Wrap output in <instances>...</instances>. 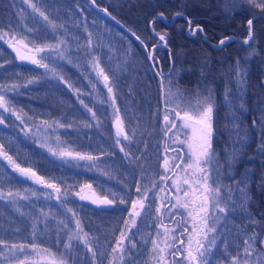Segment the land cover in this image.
<instances>
[{
	"label": "trees",
	"instance_id": "1",
	"mask_svg": "<svg viewBox=\"0 0 264 264\" xmlns=\"http://www.w3.org/2000/svg\"><path fill=\"white\" fill-rule=\"evenodd\" d=\"M17 1L0 0V17H3L2 19H4V15L12 16L14 10L18 9ZM33 2L37 3L38 7L46 12L50 20L57 24L65 22L66 25L71 23L69 27L72 24L76 26L73 21L69 22V19L76 20L78 17L87 27L84 30L76 29L74 33H78L83 39L88 41V33L99 38L103 47H101L99 55L93 53V48L91 49L89 55L91 61L92 56L95 55L94 63L98 61L99 68H103L111 78L114 76L119 92L117 98L122 100V103L125 99L131 102V104L126 105V103L124 106L128 111L136 113L135 115L141 114L138 120L142 126L154 121L151 118L152 115L158 116V120L160 113L164 111L166 86L170 85V80L172 81L170 87L173 85L175 89L187 90L186 92L190 94L196 89L211 88L215 101L212 147L220 158L219 164L223 161L219 147L224 149V145H226L225 135L220 126V119L226 118L225 111L227 110L223 105L222 98L226 94L227 87H230L232 82L237 79L236 67L237 62H239L246 83L242 90L240 89L243 92L244 111L240 112L237 121L243 124L242 127L248 134H251V138L246 140V146L238 148L244 166L238 167L236 171L245 170L247 173L249 172V185H251L247 196V208L253 217H256L257 224L264 225V151H261L260 147L264 144V126L261 125V121L264 120V18H250L254 12L259 10L250 9L249 6L242 4L241 0H95L96 6L103 10L107 9V12L115 18L110 19L98 12L90 0H43L42 4L39 0H33ZM158 14H163V19L170 22L165 23L163 19L157 17ZM154 16L156 17L151 22V28L155 32L164 33L167 41L166 45L163 44L155 48L160 70H164V73L161 74L156 71V59H152L155 68L153 71L144 53L145 49L150 48L157 40L148 26L149 21ZM100 19H103V22ZM249 19H253L255 37L254 41L250 42L251 47L241 41L248 36L247 21ZM92 21L97 22V27H93ZM80 23L82 25V22ZM4 24L8 26L6 21ZM30 25L34 28L33 32L36 35L34 39L38 42L54 40V33L50 29L46 30L47 25L38 15L37 19ZM192 27H196L197 30L188 34L186 30ZM198 29H203V31ZM133 33L140 38V41L132 37L131 34ZM226 37L238 39H225ZM220 40H225V44H219L217 47L211 45L219 43ZM107 43L109 44L108 48L106 47ZM253 49H255L256 54L250 56L249 54ZM94 63L92 61V64ZM0 64L4 65L0 68V84H9L7 80L11 73L18 72L22 76L35 75L36 83H26L27 87L22 85L15 91L7 93L12 104L20 108L18 111L21 116L28 115L26 105L22 100L27 98L26 103L30 109L32 125L40 126L38 119H41V122L48 121L49 124H53V121H59L64 127H58L55 124L52 127L56 126L57 136L62 139L65 145L73 147L72 150H69L90 151L99 158H106L101 154H109L112 158L109 157L108 160H117L116 164L119 171L113 175L114 177L104 175L103 173L109 171L104 170L105 168L100 173L95 172L79 160L64 159L46 152L44 147H41L40 134L37 130L30 133L29 151L27 153H24L23 143L20 141L22 136L19 140L16 138L18 136L13 138L19 144L16 143L14 149L11 150L12 136L8 130V116L7 113H3L6 122L4 128H0V142L5 143L9 155L13 156L22 167H31L37 172V175L43 176L46 181L60 183V180L63 179L65 185L72 186L69 188L71 193L68 197L69 202L63 205L67 215L71 214L67 212V208L74 209L71 202L72 191L78 184L89 183L93 187L101 188L103 192H109L111 185L121 183L126 185L125 193L128 198L136 193L135 188L139 185V179L146 178L143 173L140 175L141 170L136 162L142 156H145L146 162H149L152 160V155L148 151H141L140 147L143 145L141 144L136 146V149H129V156L126 160L119 149L113 151L112 145L114 141L116 142V137L111 133L109 126L99 119L98 124H92V118L80 103L83 100L84 104L90 107L93 100L91 97H86L88 102L84 100L82 92L89 90L90 82L82 63L77 65L80 69L75 71L76 67H72V63L58 61L56 67L58 71L61 70L60 72L67 81L65 84L55 76L54 79H51L45 77L44 73H35L36 67L17 61L8 51L6 42L0 41ZM170 71L173 73L172 76H169ZM20 82L18 84L21 85ZM69 84L72 85L71 88L68 87ZM76 89H79V92ZM157 99H162V101L158 102ZM0 111L3 112L2 109ZM253 121L256 122L255 126H253ZM86 125L92 126L87 127ZM50 130L54 129L48 128L49 132ZM154 131L156 135L160 132L161 137L160 129ZM66 134L70 137L68 138ZM73 138H77L78 141ZM139 139L142 142L146 141V147L150 149L146 135H140ZM151 145H153L152 142ZM154 151L156 152V150ZM121 156L123 159H120ZM0 166H2L1 163ZM223 170L228 169L221 168V180L226 183L228 178ZM149 171L156 173L158 169L153 167ZM152 172L148 176L150 178L156 177ZM230 172L235 171L230 169ZM108 179L115 181L110 185ZM14 181L18 184L20 180L16 177ZM1 185L2 182H0ZM65 185H61L62 191ZM170 201L173 203V195L170 197ZM42 207L46 210L50 208L48 203L39 198H31L27 203V210L21 216L17 210H12L6 201L0 200V238L9 242L14 240L23 243L34 241L38 245L56 246L57 242H55L54 237L47 235L46 230L37 235L35 240L30 238V230L32 229L30 224L32 221L30 220L33 216L37 217L36 212H41ZM53 211L52 224L57 217V211ZM175 212L176 210L173 209V213ZM180 212L182 215H177L175 220L170 215L168 218H163L160 223L163 224L164 228L170 226V230L176 229L177 221L181 219L187 221L188 219L183 209ZM25 215L27 218L24 219ZM226 216L228 219L227 227L230 229L227 232L229 238L230 240L233 239V244L236 242L237 245H240L239 238L236 239L231 231L240 225L245 226L244 228H250L249 223L231 211ZM108 224L110 225L108 228L105 227V230L99 228V225L98 228L95 227L97 229L95 230L96 234L109 231L111 236H114L113 231H111L113 225L110 222ZM185 226L191 228L190 223H186ZM251 227L254 232L261 231L258 226L254 228L251 225ZM17 229H19V233L15 234ZM83 229L84 232H88L87 228ZM170 234L175 235L176 232L172 231ZM104 236L102 234L100 237ZM260 240H264V233L258 237L256 247H264L259 243ZM179 247L180 245L177 244V248ZM58 249L61 250L60 246H56L53 251L56 252ZM231 249L232 255L235 254L236 246L231 247ZM176 259L181 260V257Z\"/></svg>",
	"mask_w": 264,
	"mask_h": 264
},
{
	"label": "snow or ice",
	"instance_id": "2",
	"mask_svg": "<svg viewBox=\"0 0 264 264\" xmlns=\"http://www.w3.org/2000/svg\"><path fill=\"white\" fill-rule=\"evenodd\" d=\"M14 2V0H13ZM22 7L20 12L22 14H27L29 16L35 17L36 15L44 21L45 25H47V29H50L53 33H58L60 29L64 28L63 24H57L56 22L50 20L49 16L45 11H42L40 7H38L37 3H34L33 0H20ZM42 4L43 0H39ZM92 3L95 4V0H92ZM241 3L249 6L252 10H259V12H254L253 19L256 18H264V0H241ZM31 10L30 12L28 10ZM104 12L107 13V9H104ZM110 15V14H109ZM161 18H163V14H161ZM113 19H115L113 17ZM253 19H249L247 21L248 26V36L243 41L244 44L249 45L251 47L250 42L254 41V33H253ZM11 23L9 22V26L7 31L3 29L2 23H0V41H4L8 44L9 47L13 49L16 53V56L21 61H30L34 65H38L44 68L47 72L53 74V76L57 77L59 80L63 81L67 84V81L60 75L57 67L50 66V63H45L44 59L46 56L41 55L47 53L51 55L55 53L57 59L63 60L66 59V54L62 51V45H64L65 41H59L54 45L45 44L43 46L36 45L35 47L29 49L28 43H25L23 39H18L16 32L11 27ZM197 29H193V33ZM199 31H203V29H198ZM28 33H32V29H27ZM11 36L9 38V34ZM135 36L136 34L133 33ZM159 41L164 42L166 45V36L165 34H158ZM38 38V37H37ZM138 40L140 39L138 36L136 37ZM29 43L35 44V40H30ZM141 43H143L141 41ZM225 40H220V45H224ZM17 45H21L22 47H17ZM159 44L153 45V49L158 47ZM23 49H28L31 53L30 55H26L23 53ZM92 49V34L88 33V45L85 51V54H90ZM255 49L249 54L250 56L255 55ZM151 55V54H150ZM39 57V58H37ZM69 62H71L69 60ZM4 65L0 64V68ZM94 68L99 67L98 61L93 64ZM172 72H169V76H172ZM98 77H103L104 86L107 88V93L112 96V104H115V96L113 94V87L109 86V76L105 74L103 68H99L97 72ZM236 85L238 89L243 88L246 83L244 79V74L242 69L239 67V62H237L236 67ZM36 83L35 79H29L27 84ZM172 81H169L171 85ZM22 85L18 83L9 84H0V109L3 110L0 113V125H4L6 122V117L3 113H11V115L15 116L16 120H22V116L20 112L14 107L12 101L8 99L7 93L15 91L17 88ZM69 88L72 85H68ZM95 88V85H93ZM79 92V89H76ZM184 91H177L175 93L171 92L169 89L168 93L165 95V115L164 119V136L166 138V143L168 140H171V143L178 144L181 146L182 150L186 146L187 153L186 155L176 154L173 155L170 159L169 157H165L164 161V171L165 175L160 178L161 183H166L169 177L167 176V172L169 170L173 171L175 174V179L172 180V185L175 188V192L177 195L175 196V202L171 203L169 197H162V201H168L171 203V208L167 207L166 203H162L161 207L156 208L157 216L156 220H163L162 209L168 211L173 220L176 219L177 215H182L180 210L183 209L187 214V221L181 219L176 223V229L169 230L166 227L164 228V246L161 247L160 242L157 239L153 238L151 241V254L152 259L157 261V264H169V261L166 257V253L172 257V264H210L209 256L212 254V244L211 237L215 236L217 233L216 225L219 224L221 217L227 219L226 214L228 212H235L239 210L245 219H248L251 225L255 227H260V232H253L250 236H247L243 241V248L239 249L236 255H231L228 252V245H225V251L228 253V264H262L264 262V247L259 250L256 248V244L258 241V237L261 233H264V225H258L257 221L252 218L251 213L247 208V192L245 181L247 177L243 180L237 181L235 184V190L237 193H240L239 205H237L236 200L232 198L229 194L227 200L224 201V206H221V201L224 199L222 195V189H224L225 193L231 192V187H226L222 183H217L216 180L212 179L211 173L214 169L217 170V174L219 175V156L215 152L212 147V138H213V113L215 108V101L213 97V90L211 88H204L203 90L196 89L193 90L192 94L186 96ZM231 95L230 90L226 92L225 98L228 104H231L232 101L228 100V96ZM80 103L84 106V108L91 113V117L93 120H97L96 113L92 111V109L88 108L86 104H84L83 100ZM241 108L243 105L240 106ZM118 112V109H116ZM26 115V114H25ZM233 120L236 119L235 115L231 117ZM179 120V123H177ZM97 123L99 121L97 120ZM42 124L46 126V128H52L53 124L58 127H64L59 121H53V124H49L48 121H42ZM116 144L120 145L121 140L120 136L123 135L125 140L130 139L129 136L125 133L124 128L122 126V121L117 115L116 121ZM256 122L253 121V126H255ZM261 125L264 126V120L261 121ZM87 127H91L92 125H86ZM71 127V125H68ZM236 132V141L233 144V154L229 156L226 154L225 163L228 169L234 167L235 160V145L239 144L240 147L246 146L247 140V132L244 133V136H240V128L238 125H233ZM176 130L173 132V130ZM40 129L38 128L37 131ZM169 133H173L175 137L172 139L169 137ZM183 135V139H180V136ZM56 142L58 144L64 143L60 141L59 137H56ZM11 142L9 141V144ZM41 147H47L48 151L60 158H71L74 160H87V161H96L99 157L88 155L85 153H81L79 151H69L67 149H61L57 151L56 149L48 146L47 144H42ZM261 151H264V145H261ZM168 151L175 152V149L168 148ZM120 151L125 154L127 157L129 153L125 152L124 147L120 148ZM0 158L6 160L8 164L12 167V170L16 173H19V176L26 180H33L35 183L44 185L45 187L52 189L55 193V199L61 201L62 205H66L68 201V197L71 195L69 188L72 186L65 185V181L63 179L60 180V183L56 182H48L45 180L43 176L37 175V172L34 171L31 167L24 168L21 167L20 164L16 162L13 156L9 155L8 150L6 149V145L3 142H0ZM180 161V163H175V161ZM89 169L95 168V163L87 165ZM180 169V172L176 170ZM181 173H183L181 175ZM107 175V173H103ZM232 178V177H229ZM61 185H65V187L61 188ZM245 185V187H241ZM186 186V187H185ZM89 189L92 188L91 184L86 186ZM83 187L81 188V192L83 191ZM152 188H156V184H152ZM165 188H160L159 191L161 193L165 192ZM137 193L141 192L139 186L136 188ZM151 191V189H145L143 197L138 196V199L132 200V210L129 212V216L131 217V223L128 220H124V225L127 227L128 231L125 232L123 229L120 230L119 238L115 240V245L111 246L110 252H105L103 247L108 245L107 239L105 240V245H101L98 238H94L92 241L88 239L89 233L84 232V229L81 226V221L79 219H75L76 212L71 208H67V212L71 213V219L67 222L64 220L57 221L58 231H55L53 235L56 238L57 245L62 246L63 251L53 252L51 249L43 248L40 245L33 242L31 245L20 243V244H9L5 239L0 238V264H13L14 261H18V264H35V262H31L28 257V252L31 250L32 253H36L37 255L41 253H47L49 257V264H78V259L76 256H73L74 252H77L81 246L86 248L87 253L91 254V264H102L100 260L101 257L109 256L108 264H116L117 258L120 262L125 261L126 256L131 254V249H135L137 247L134 242L133 236L134 234H129L132 232L133 228H137L136 218L141 217L142 219H148L151 217V204L154 202V197L149 198L147 193ZM81 192L75 193L76 196H79L80 200L90 199L87 196L81 194ZM182 193V195H181ZM113 196V199H109L108 196H104L102 199H94L92 200L93 204L97 205H106L112 206L117 203L126 204L127 201L123 197H118L116 193H110ZM19 195L18 192H13L9 190L4 192L3 188H0V200L7 201L9 203H15L16 197ZM36 192H32L31 196H36ZM23 199H30V196L24 195ZM46 199L52 198V193H48L45 197ZM137 207L139 210H137ZM172 209H175L176 212L173 213ZM211 209V210H210ZM20 211L19 208L16 209ZM21 215L23 213L21 212ZM42 218V219H41ZM50 223V213L44 212L41 210L39 215L36 218L35 223L32 224L33 232L32 239L35 240L37 235L41 234L44 229H47ZM74 223V227L70 228L69 225ZM186 223L191 224V230L187 226ZM40 224H43V229L39 227ZM222 226V225H221ZM161 227H164L161 223ZM175 231V235H171L170 233ZM19 233V229L16 230L15 234ZM160 230L157 229V235L159 236ZM63 237V239H62ZM127 241V246L125 244ZM147 242V241H145ZM259 243L264 245V240H260ZM177 244L180 245L177 248ZM23 259H20V257ZM177 257H181V260H177ZM82 259V258H81Z\"/></svg>",
	"mask_w": 264,
	"mask_h": 264
},
{
	"label": "rangeland",
	"instance_id": "3",
	"mask_svg": "<svg viewBox=\"0 0 264 264\" xmlns=\"http://www.w3.org/2000/svg\"><path fill=\"white\" fill-rule=\"evenodd\" d=\"M18 1H17L18 9L14 10L12 16H9V14L8 15H4V19H2L3 17H0V23H2L3 29L5 31H7V28L9 26V22H12L11 23V27L16 32L17 38L18 39H23L25 43H28L32 47H34L36 45L43 46L45 44L54 45V44L58 43L59 41H65L66 42L64 45H62V51L65 52L66 57H67L66 59H63V60L57 59L56 56H55V53H52L51 55H48L47 53H45V54H41V55L46 56V58L44 59V62L45 63H50V66H55V67L57 66L56 64L58 63V61L72 63L71 64L72 67H76L75 71H78L80 69V68L78 69L77 65H79L80 63L83 64V66L85 67L84 68L85 74H87V77L89 78V82H90L89 86H90V88H89V90L83 91L82 93H83V96L85 98L84 99L85 101H86V97H91V99H93L92 100V104L88 108L92 109V111L96 113L97 120L98 119L100 121L103 120V122L106 125H108V126L110 125L111 118L115 117V116L117 117V115H119V117H120V119L122 121V126L124 128V131L130 138L128 140H125L124 138H120V140H121V144L120 145H117L116 142L114 141L113 145H112V147H114L113 151H116L117 149L120 150L121 147H124L125 152L129 153V149H131V148H135L136 149L137 148L136 146L143 144L140 147L141 151L150 152V154L154 158V161H158V166L160 168H161V163L165 161V157L166 156L169 157V159H170L173 155L180 154V153H178L179 152L178 149L181 150V155H186V153H187L186 146L182 150L181 146H179L178 144L171 143V140L167 141L166 146H170V148L171 147L172 148L176 147L175 152L170 151V153H167V151H163L162 150L161 141H162V137H163L162 135H163V132H164V128L161 129V124L156 126V122L155 121H151L148 124H144L142 126V124L138 120V117L141 114L135 115L136 113H132L130 110L128 111V109L124 106V104L127 103L126 105H129V104H131V102L126 101V99H125V101L123 100V103H122L120 101V99L117 98V97H119L118 96L119 92H118V89H117L116 84H115L116 79L114 80V76H112V78H111V76L108 75V73L104 70L105 74H107L109 76V78H110L109 79V86L113 87V94L112 95H114L115 96V100L118 101V102L115 101L114 105L112 104V96H110L107 93V88L104 86V81H102V76L101 77L97 76V72L99 71V67L98 68H94L93 67L92 61L94 63L95 55L92 56V61H91V57L89 56L90 54H87V55L85 54V51H86V48H87V45H88V41L86 39H83L82 37H80L78 33L77 34L74 33V30H76V29H82V30L86 29L87 25L84 24L83 21H80V19L78 17L76 18V20H72L70 18L69 22L73 21L74 25H76V26H73V24H72L71 27H69L71 23L69 24L68 22H67L68 25H66L65 22L64 23H60V24L64 25V28L60 29L58 33H54V40L53 41H51V42L39 41L38 42L37 40L34 39V38H36V35L34 34V32L32 31V33H28V31H27V29L34 30V28L30 24H32L35 21V19H37V15L35 17H32V16H29L27 14H22L20 12V9L22 7L26 8V6L22 5L20 0H18ZM100 9L103 10L102 8H100ZM28 11L30 12L31 10L29 9ZM5 16H7V17H5ZM5 21L8 23V26H7V24H4ZM100 21L103 22V19H100ZM80 22H82V25H81ZM79 23H80V25H79ZM91 23L93 24V27H97V22H93L92 21ZM5 26H7V27H5ZM193 29H196V27L188 28L186 30V32L188 34H191ZM151 30H152V32L151 31L150 32L152 34L154 33L156 35V37H157V40H156L155 44H160L162 46L164 44V42H160L159 41V35L158 34H164V33L155 32L153 29H151ZM92 31H94V30H92ZM10 36H11V33L9 34V38H10ZM92 38H93L92 39V44H93L92 48H93V51H94L93 53H95L96 55H99L101 47H103L102 46L103 43H100L99 38L96 37L95 35L94 36L92 35ZM245 39L246 38H243L241 40L242 43H243V41ZM30 40H35V44L29 43ZM2 42H4V41H2ZM106 47L107 48L109 47L108 43L106 44ZM147 52H148L149 55L151 54L150 56H151L152 59H156L157 55H155V49L148 48ZM37 58H39V57H37ZM69 60L71 62H69ZM36 66H37V71L35 73H44V76L47 77V78H51V79L55 78L52 73L47 72L44 68H42V67H40L38 65H36ZM60 71L61 70L58 71L59 74L63 75ZM161 71L164 72V70H161ZM10 75L11 76L8 77L7 83H9L11 85L13 83H18L21 80L20 83H22L21 85H23L24 87H27L26 83H27V81L29 79H34V77H35V75L22 76L18 72L14 73V74L11 73ZM236 80H234L232 82V85L230 87H227V89H226V92H228L229 90L231 92V95L228 96V100H231L232 103L228 104L227 101H226L225 96H223V98H222L223 105L227 109L225 111V117L227 119L226 118L220 119L221 120L220 121L221 122V124H220L221 131H222V133L224 132V135H225V143H226V145H224V147H225L226 150H228V155L229 156H231L233 154V151H234L233 144L236 141V132H235V129H234L233 125H238L239 126V128L241 130L240 131V136L241 137H243L244 133L246 132L245 128L242 127L243 124L239 123L237 121L238 120V115L240 114V112L244 111V100H243V95H242L243 92L240 89L237 88ZM93 85H95V88L93 87ZM169 89H171V92H173V93L178 91V89H175V87L173 85L171 87H170V85H167L166 86V93H168ZM179 91H183V90H179ZM184 94L186 96L191 95L189 92H184ZM86 102H88V101H86ZM241 105H243L242 108L240 107ZM116 109H118V112L116 111ZM129 109H131V108H129ZM84 110L91 117V113L88 112L85 108H84ZM233 114L236 117L235 120H233L231 118L233 116ZM163 115H165V111H162L160 113V116H159V119H158V123H160V121L162 123L161 118H162ZM147 117H148V115H147ZM151 118L153 120H157L156 119L157 118L156 115H152ZM263 119H264V114H263ZM40 120L41 119H38V121L40 122L39 123L40 126L36 127V124L34 126L32 125V130H37L38 128L40 129L38 131L39 132L38 134H40L39 137H40L41 145L42 144H47L48 146H50V147H52V148H54V149H56L58 151L61 150V149H67V150H69V149L72 150L73 149V147L65 145L64 143L58 144L56 142V139H55V137L58 135L57 132L55 131L56 126L52 127V129H54V130H50V132H49L48 128H46V126L43 125ZM97 120H93L92 119V122H93L92 124H94V125L98 124ZM177 123H179L178 120H177ZM109 128H110V126H109ZM142 128L145 129V130H143ZM155 129H161V133H162L161 137H160V132L157 135L155 134V131H154ZM110 131L113 134L112 129ZM175 131L176 130L174 129L173 132H175ZM114 133H115V131H114ZM142 134L147 136V138H148L147 141L149 142L150 149H147L146 141L145 142L140 141L139 136L142 135ZM66 136L68 138L70 137L67 134H66ZM169 136L172 139L175 138L173 136V133H169ZM159 137H160V139H158ZM183 138H184L183 135H181L180 139H183ZM248 138H251V134L247 135V141H248ZM73 139L78 141L77 138L76 139L73 138ZM152 139H153V141H152ZM60 141H62V139H60ZM151 142H152L153 145H151ZM152 146L157 147L158 152H162V154H155V151H154V154H152L153 150H154V148ZM239 147H240L239 144L235 145L236 150ZM44 150L46 152H49L47 147H44ZM71 150H69V151H71ZM81 151L83 153H85V154L97 157V155L92 154L90 151H86V152H84L83 150H81ZM236 152H235V157L237 156ZM101 155H104L103 157H106V158H99L96 161H87V160H79V161H81L82 163H84L86 165L95 163L96 167L92 168L93 171L100 173V171L105 168L104 170H109L108 172H106L107 173L106 176L111 175V177H114L113 175L116 172L119 171L117 169V164H116L117 160H108L109 157H110V159L112 158L109 154H107V155L101 154ZM123 157H125L126 160H127V157L125 156V154L123 155ZM123 157L121 156L120 159H123ZM0 159H1L2 162H4V163H2L0 161V163L2 164V166H0V182H2V185L0 186V188H3L4 192L12 190L13 192H18L19 193V195L16 197L15 203H12V205H9V206L14 211L17 208H19L20 211H17V212H18L19 215H21V212L24 213V211L27 210V203H28V201L31 198L32 199L39 198L43 202L48 203V206L50 207L49 208L50 211L46 210L43 207L41 209L44 212L50 213L49 226H48L47 229H44V230H46L47 235H49V236L51 235V237H54L55 242H57L55 236L53 235V233L55 231L59 230L57 221L64 220L65 222H67L69 219H71V214L67 215L66 212H64L65 209L63 208V205L61 204V201H58V200L55 199V193H54V191L52 189H49V188H47L45 186H42V185L39 186V184H33L31 182H27L26 180L25 181L20 180V181H18V184H16V182L14 180H15L16 177L18 178L17 173L13 172V171H9L7 169V167L5 166V165H8V162L6 160H3L2 158H0ZM146 160H147V158L145 156L144 157L142 156L140 158V160L136 162V165L141 168V172H143L144 175L146 176V178H143L142 184H146V180L148 178H150V176H148L149 175L148 171L151 168L152 164L149 163L150 161L146 162ZM177 161H175V162L176 163H180V161H178V162ZM133 164H135V163H133ZM155 165L156 164H153V166H155ZM218 168H219V175L217 174V170L214 169L212 171V173H211L212 179L216 180L217 183H222L226 187H230V183L232 184V189H231L230 193H225L224 189H222V195H223L224 199L221 201V206L222 207L224 206V201L227 200L229 194L232 196V198L234 200H236L237 205H239V198H240L241 194L236 192L235 187H234L235 184H236L235 182L243 180L245 177L248 178L249 172L247 173L245 170H238L236 172H230V169L225 170L224 171L225 176L230 175V177H232L231 178L232 181H230V183L228 184L227 182L226 183L222 182V180H221L222 172H221V168H220L219 165H218ZM161 170L162 169H160L159 174L157 176V180L158 179L159 180L157 181V186H156L155 196H154L156 207H161V204L163 203L162 197H165L166 193H167L166 190L163 193H161L159 191V189L162 188L161 187L160 178L165 175V173H163ZM176 171L180 172V169H177ZM182 174L183 173H181V175ZM175 178L176 177L174 175L173 179H175ZM167 184L170 185V179L167 181ZM245 185H246V192H248L249 179H246ZM245 185H242L241 187H245ZM170 187H171L170 189H173V194L172 195H173V203H174L175 202V196L177 195V193L175 192V188L173 187V185L170 186ZM32 192H36L37 195L34 196V197L31 196ZM48 193H52V198L51 199H46L45 198ZM24 195L30 196V199H27V200L23 199L22 197ZM181 195H182V193H181ZM71 202H72V200H71ZM73 205L74 204L72 203V206ZM57 207H59L60 209L57 208ZM53 210L57 211V213H56L57 217L55 218V222L52 224L51 223V219H54V216H53L54 211ZM131 210H132V204H130V206L128 208L126 219H125V220H128L129 223H131V217L129 216V212H131ZM39 213L40 212H36V215L38 216ZM165 213H169V212H165ZM233 213H234V215H237V217L242 218L245 222H248L250 228H244L245 226L237 224V225H240V226L236 227L235 230L231 231V232L234 233V237L236 239L239 238L240 245H237L236 242H234V244H233L232 243L233 239L230 240L229 234L227 233V232H229L228 230H230L227 227L228 219H224L223 217H221V219L219 221V224L216 225L217 233H216L215 236L211 237V244H212L211 251H212V254L209 256L210 264H228V259H226L228 257V255H227L228 253H226V251H225V245L226 244L228 245V252H230L231 255L233 253V252H231L232 251L231 247H233V246L235 247L236 246V251H235V254H236L237 251H238L237 246H239V249H242L243 248L244 239L247 236H250L254 232L251 229L252 227H251L250 221L248 219H245L244 216L242 215V213L239 210H237V211H235ZM64 214H66V216H63ZM251 216H252L253 219L256 220V217L254 218L252 214H251ZM25 217H26V215L23 218L25 219ZM61 217H64V218H61ZM155 217L156 216L152 217V219H154V224L157 225ZM36 218L37 217H34V216L31 218V220H30V221H32V223H30L31 227H32V224L35 223ZM39 227L41 229H43V224H40ZM69 227L70 228L74 227V223L70 224ZM190 227H191V224H190ZM136 229L137 228H133L132 232L129 233V234L130 235L134 234L133 239H134V242L136 243V245H138V246L135 249H131V254L126 256V257L127 258H133V257L136 258V257H138L140 249L142 248L143 245H146V246H144V248H146L145 257L148 259V264H156L157 261L152 259V254H151V251H150L151 250V246H152L151 245V241H152L153 238H155V239L158 240V242H160L161 245H164V235H163L164 229L160 231L161 234L159 236L157 235V230H154V233L151 231L150 225H147V226H144L143 228H140L139 229L140 231L136 230ZM123 230L125 232L128 231V229H127V227L125 225L123 227ZM189 230H191V228ZM32 232H33V228L30 230V233H31L30 238H31V240H33L32 239ZM119 235H120V233H119ZM119 235L117 234L116 235L117 237H115V239H113V237H110V240L108 242H111L112 246H114L115 245V240L117 238H119ZM89 240L92 241L93 239H89ZM145 241H147V242H145ZM33 242L30 241V242L24 243V244L31 245ZM100 242L103 243L104 240L100 239ZM13 243L20 244V243H23V242H19V241H15V240L13 242H9V244H13ZM125 244L127 246V241H125ZM40 246L43 247V248L51 249L52 251L55 249L56 246L59 247L58 245H56V246L55 245H51V246L50 245H40ZM262 247L259 246V247H256V248L259 250ZM103 250L104 251L107 250V245L103 247ZM110 250H111V246H110ZM110 250H108V252H110ZM58 251H59V249H58ZM61 251H63V249H61ZM53 252H55V251H53ZM235 254H233V255H235ZM75 256H77V255H75ZM28 257H29V260L31 262H35V264H49V257L47 255V253H41V254L37 255L36 253H32L31 250H29ZM107 258H108V260L110 259L109 256H107ZM20 259H23V257L21 256ZM117 262H119L118 258H117ZM13 264H18V261H14ZM133 264H135V263H133ZM262 264H264V262H262Z\"/></svg>",
	"mask_w": 264,
	"mask_h": 264
},
{
	"label": "flooded vegetation",
	"instance_id": "4",
	"mask_svg": "<svg viewBox=\"0 0 264 264\" xmlns=\"http://www.w3.org/2000/svg\"><path fill=\"white\" fill-rule=\"evenodd\" d=\"M193 28V27H192ZM29 45V44H28ZM31 46V45H29ZM35 47V46H34ZM12 55V54H11ZM13 56V55H12ZM14 57V56H13ZM15 58V57H14ZM16 59V58H15ZM17 61L19 62H22L18 59H16ZM25 63V62H23ZM155 64L157 66L156 68V71L161 74V73H164L160 70V67H159V61L158 59L155 60ZM34 67L37 68L36 65H33ZM24 101V105H26V113L28 114L27 116H22V120L23 122H21L20 120H16L15 116L11 115V113H7V116H8V123H9V133L10 135L12 136V143H11V150L14 149L15 147V144L19 142H16L15 139L13 140V138H18V140L21 138L22 136V140H20L22 143H23V147H24V153H27L29 151V144H30V133L33 131L32 130V124H31V121H30V109L27 107V98H24L22 99ZM122 102V100H120ZM158 102H161L162 99H157ZM17 110L20 109L18 108V106H14ZM0 113H2L0 111ZM164 115L162 116L161 120H162V123L160 121V123H158V120H154L156 122V126L161 124V129L164 128V119H163ZM116 116L115 117H112L111 120H110V128L112 129L113 131V134L114 136L116 137V134L114 133L115 131V121H116ZM158 118V116H157ZM156 118V119H157ZM34 126V125H33ZM0 128H4V125H0ZM160 129V131H161ZM156 130V129H155ZM170 137V136H169ZM117 138V137H116ZM161 144H162V150L163 151H167V153H170V151H168L167 149L170 148V146H166V138L164 136V132H163V139L161 141ZM153 147V146H152ZM154 150H156L155 154H162V152H158V149L157 147H153ZM172 148V147H171ZM173 149H176V147H174ZM154 150H153V153L154 154ZM178 153H180L181 155V150L178 149ZM238 152V149L236 150ZM235 151V152H236ZM236 152V158L234 160V167L231 168V170H234L236 172V170L238 169V167H243V163L241 162V158L242 156H240L239 152L237 153ZM219 153L221 155V159L223 161L220 162L219 166L220 168L222 169H228L227 168V165L225 163V159H226V154H228V150L222 148V147H219ZM151 161L149 163L152 164L151 168H156L158 169V172H152V171H148V174L150 175L151 172L153 175H156V177H152V178H148L146 180V184H142V180L141 178L139 179V187L141 189V192L138 194L137 191H136V188H135V194L133 196H131L130 198H128L126 195V185L125 184H116L114 183L113 181H115L114 179H108L107 181H109V184L111 185V183H114L113 185H111L112 187L109 188V192H103L101 188L99 187H93L90 189L92 190L96 195L98 196H108L109 199H113V196L110 194V191L111 193H116L118 197H123L126 199L127 203L126 204H119L118 200H117V203L112 205V206H106V205H93L91 203H89L87 200H80L79 196H76L75 193L77 192H81V188L83 186H86L88 185L89 183H82V184H78L74 187L73 191H72V203L74 204V209L73 211L76 212V217L75 219H79L81 221V226L82 228H87V231L89 233V237L88 239H94V238H98L99 241L100 239H103L104 242H100L102 245H105V240L108 239L107 241L110 240V237H113V239H115V237H117L116 235L120 233V230L123 229L124 227V220L126 219V215H127V211H128V208L131 204V201L132 200H136L138 199V196H140L141 198L143 197V194H144V191L145 189H151V191H149L147 193L148 197L151 199L155 196V190L156 188H152V184L155 183L156 186H157V176L159 174V171L160 169H162L161 171L163 173H165L164 171V162L161 163V168L158 166V161H154V158L153 156H151ZM1 161V159H0ZM2 162V161H1ZM178 162V161H177ZM4 163V162H2ZM176 163V162H175ZM126 164H129V163H126ZM153 164H156L155 166H153ZM7 167V169L9 171H13L12 170V167L8 164V165H5ZM4 166V167H5ZM5 167V168H6ZM22 167V166H21ZM25 168V167H24ZM150 168V169H151ZM244 169V168H243ZM141 170V168H140ZM224 171V170H223ZM14 172V171H13ZM143 172L140 171V175L142 174ZM18 174V173H17ZM144 175V173H143ZM175 174L173 173V171L169 170L167 172V176L169 177L170 179V185L166 183H161V187L165 188L166 189V196L169 197V200H170V197L172 196L173 194V189H170L172 186V179H173V176ZM228 178V181L227 183L229 184L230 181H232L230 177V175H227L226 176ZM18 179L19 180H23L25 181L26 179L22 178V177H19L18 176ZM168 179V180H169ZM249 179V178H247ZM167 180V181H168ZM27 182H31L33 184H37L35 183L34 181L32 180H26ZM149 182V183H148ZM225 183V182H224ZM236 183V182H235ZM160 185V184H159ZM251 185V184H250ZM249 185V187H250ZM40 186V184H39ZM44 186V185H42ZM230 187L232 189V184L230 183ZM87 187H83V191L86 189ZM83 191L81 192L82 195L83 194ZM107 191V190H106ZM249 189H248V192H247V196H248V193H249ZM7 192V191H6ZM248 198V197H247ZM4 201V200H3ZM7 202V201H6ZM163 203H166L167 204V207L170 208V203L168 201H163ZM7 205H10L9 202H7ZM60 207V206H59ZM58 207V208H59ZM156 203H155V198H154V202L151 204V217L148 218V219H142L141 217H137L136 218V224H137V229L136 230H139L140 228H143L144 225L143 224H146L145 226L147 225H150V228H151V231L154 233V230H157L159 229L160 231L164 229V227H161V223H160V220H156L157 222V225L154 224V219H152V217L154 216H157V213H156ZM60 209V208H59ZM137 210H139V208L137 207ZM165 212H168L164 209H162V214H163V218H168L170 217V213H165ZM172 212H173V209H172ZM185 215L186 212H185ZM87 218V219H86ZM108 221V222H107ZM111 223L113 226H112V230L113 231V234L114 236H111V233L109 231H106L104 233H97L95 232V227L98 228V225H99V228L101 229H104L105 227H109L110 224L108 223ZM155 222V223H156ZM106 223V225H105ZM87 225V226H86ZM91 225V226H90ZM105 225V226H104ZM85 226V227H84ZM110 229V228H109ZM167 229L170 230V226L167 227ZM105 230V229H104ZM140 231V230H139ZM99 232V231H98ZM151 232V233H152ZM107 233L105 236L104 234ZM103 234L104 237H100L101 235ZM114 241V240H113ZM28 243V242H27ZM110 246H112V243L111 242H108V245H107V250L105 252H108V250H110ZM138 246V245H137ZM144 246L146 245H143L142 248L140 249L139 251V255L138 257L136 258H125V261L123 262V264H148V259L145 257V250L146 248H144ZM164 245H161V247H163ZM60 248L62 249V246H60ZM61 251V250H60ZM77 255V259H78V264H91V254L90 253H87L86 251V248L81 246L79 248V250L77 252H74L73 253V256ZM168 261H169V264H172V257L170 255H168L167 253L165 254ZM140 256V257H139ZM82 258V259H81ZM100 260L102 261V264H108V258H107V255L104 256V257H101ZM116 264H122V262H117L116 261ZM157 264V263H156Z\"/></svg>",
	"mask_w": 264,
	"mask_h": 264
},
{
	"label": "water",
	"instance_id": "5",
	"mask_svg": "<svg viewBox=\"0 0 264 264\" xmlns=\"http://www.w3.org/2000/svg\"><path fill=\"white\" fill-rule=\"evenodd\" d=\"M90 2H91V4L94 6V8L98 11V12H100V13H102V14H104L105 16H107L108 18H110V19H113V17L111 16V15H109V13L107 12H104V10H101L98 6H96L95 4H93L92 3V0H90ZM259 12V11H258ZM156 16H154L150 21H149V23H148V26H149V29H150V31L152 32V28H151V22H152V20L155 18ZM157 17L158 18H160V19H163V18H161V14H158L157 15ZM253 17V15L250 17V18H252ZM163 21L165 22V23H168V22H170V21H166V20H164L163 19ZM130 33V32H129ZM132 35V37L134 38V39H136V40H138L136 37L137 36H134L133 34H131ZM153 35H155L154 33H153ZM156 36V35H155ZM227 38H232V39H238V38H236V37H226L225 39H227ZM247 38V37H246ZM240 40V39H239ZM138 41H140V40H138ZM220 44V42L219 43H217V44H211L212 46H218ZM154 45H157V44H154ZM6 47H7V49H8V51L10 52V54H12L16 59H18L17 58V56H16V53L13 51V49L11 48V47H9L8 46V44L6 43ZM17 47H22L21 45H17ZM28 48L29 49H31V48H33L32 46H29L28 45ZM153 48V45L150 47V49H152ZM23 53L24 54H26V55H30L31 53L28 51V49H23ZM145 57H146V59H147V61H149L150 62V68L153 70V71H155V68H154V65H153V63H152V58H151V56L148 54V52H147V50L145 49ZM19 60V59H18ZM21 61V60H20ZM22 62H25V63H27V64H31V65H34V64H32L30 61H22ZM102 81H103V77H102ZM116 132H117V128H116V125H115V134H116ZM120 138H123V135H121L120 136ZM17 176H19V173L17 174ZM20 177V176H19ZM33 181V180H32ZM83 194H84V196H87V197H89L90 199H86L89 203H91V204H93L92 203V200H94V199H97V198H99V199H102L103 198V196H98V195H96L92 190H90L89 188H86L84 191H83ZM93 205H96L97 206V204H93Z\"/></svg>",
	"mask_w": 264,
	"mask_h": 264
}]
</instances>
